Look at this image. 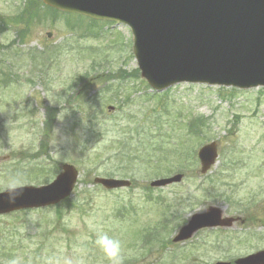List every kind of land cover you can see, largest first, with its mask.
<instances>
[{"label": "rangeland", "instance_id": "obj_1", "mask_svg": "<svg viewBox=\"0 0 264 264\" xmlns=\"http://www.w3.org/2000/svg\"><path fill=\"white\" fill-rule=\"evenodd\" d=\"M27 1L0 0V186L7 179L4 171L14 167L31 168L32 175H20L37 186L44 177L40 173L43 167L45 178L53 180L60 172L53 166L63 163L77 167L80 184L72 196L77 209L66 210L62 220L54 209L0 218V264L14 258L19 264H65L68 259L73 264H108L94 243L97 230L121 239L124 262L138 261L141 230L154 229L175 215L164 232V238L172 239L191 216L218 203L230 209L225 216L240 220L233 228L221 231L219 237L200 233L185 244L189 245L186 250L166 244L171 248L164 252L157 245L149 246L152 253L143 263L129 264L158 258L157 264H215L263 250L264 89L220 94L218 87L180 84L160 94L137 76L127 89L113 85L116 97L132 105L130 110H121L119 101L104 102L96 96L101 83L121 76H114L120 70L134 74L137 62L130 29L102 22L91 30L85 19L49 11L41 0H33L38 5L32 25L20 24L16 15ZM132 93L144 97V103L130 100ZM155 103L161 104L158 112ZM109 106L115 109L108 110ZM128 113L137 118H129ZM148 113L151 120L155 114L162 119L161 131L153 124L148 132L162 133L164 146L179 141L178 148L196 153L195 166L172 174H183L182 183L151 193L147 192L150 183L163 177L153 176L143 160L133 162L136 168L130 171L132 166L118 156L117 146L129 137V131L139 130L138 116ZM198 116L209 125L204 127L206 134L196 139L186 135L184 125ZM99 132L104 136L96 137ZM212 142L218 146L217 164L205 178L199 177L197 151ZM148 144L161 147L160 141L152 139ZM38 150L48 152L52 166L45 158L33 157ZM169 151L162 153L168 156ZM96 177L130 180L133 189L107 192L94 185ZM210 177L218 181L213 188L209 187ZM227 237L232 240L225 241ZM219 241H224L221 247ZM195 242L197 247L192 245Z\"/></svg>", "mask_w": 264, "mask_h": 264}, {"label": "water", "instance_id": "obj_2", "mask_svg": "<svg viewBox=\"0 0 264 264\" xmlns=\"http://www.w3.org/2000/svg\"><path fill=\"white\" fill-rule=\"evenodd\" d=\"M61 11L125 23L134 34V54L142 77L156 90L178 83H200L250 89L264 87V0H43ZM199 158L206 174L217 158L215 143ZM63 173L49 186L26 187L10 205L0 196V214L58 204L72 193L77 170ZM178 175L152 183L166 187L182 181ZM108 190L129 187L127 181L96 179ZM217 208L193 216L174 242L190 239L205 227H232ZM222 264V263H221ZM235 264H264V251Z\"/></svg>", "mask_w": 264, "mask_h": 264}, {"label": "trees", "instance_id": "obj_3", "mask_svg": "<svg viewBox=\"0 0 264 264\" xmlns=\"http://www.w3.org/2000/svg\"><path fill=\"white\" fill-rule=\"evenodd\" d=\"M31 5V9H36L38 3L36 1H32L30 2ZM54 12V11H52ZM24 13H28V11H24ZM32 17L29 19L30 21H32L33 19V14L31 12ZM32 19V20H31ZM121 75L122 73L119 72ZM136 75H132V76H124L122 75L119 80L123 83V82H127L128 78L131 77V79H135V77L138 74V71L136 70L135 73ZM104 84L107 83H111V80H106L105 82H103ZM199 121L200 124H203V119H199L197 120ZM123 128H126L127 126L125 124L122 125ZM139 127H143V125H138L137 128ZM194 128V125H193ZM144 129H142V131H139L138 129L134 130L133 132L129 131L127 134H129L130 137L128 138H123L122 141H120L119 143H121L122 145V150H120V155L123 159V162H127L130 166H135L133 162H136V159L138 160H148V165H144L147 166L146 168H148V170H150L151 172H153L154 174H163L165 172H170L172 170H174L175 168H180L182 169L183 167H181V156L182 153L180 152V150H174L172 151L174 154L170 155L169 157L166 156V154H158L157 153V149H153V150H148L149 147L145 146L146 145V141L147 139L149 140L148 136H144ZM193 131V130H192ZM147 147V148H146ZM171 154V153H170ZM181 154V155H180ZM160 155L162 156L161 158H157L156 156ZM178 157V159H177ZM155 158H157L155 160ZM130 171L135 170L136 167H128ZM45 167L42 168V170H44ZM46 177V176H45ZM43 177L41 183H48V179ZM45 178V179H44ZM218 181L216 180V177L214 178H210L209 179V187H214V185L217 183ZM57 216L58 218H62V213L60 211V209H58L57 211ZM162 240V244L165 245V240Z\"/></svg>", "mask_w": 264, "mask_h": 264}, {"label": "clouds", "instance_id": "obj_4", "mask_svg": "<svg viewBox=\"0 0 264 264\" xmlns=\"http://www.w3.org/2000/svg\"><path fill=\"white\" fill-rule=\"evenodd\" d=\"M25 195V180L22 175L9 176L0 186V196H3L10 205L23 198ZM221 212V219L229 214L230 209L222 203L213 205ZM95 245L101 250L108 264H124L123 243L121 239L109 235L108 232L97 230L95 234ZM8 264H19L18 259H11ZM65 264H73L71 259L65 261Z\"/></svg>", "mask_w": 264, "mask_h": 264}]
</instances>
